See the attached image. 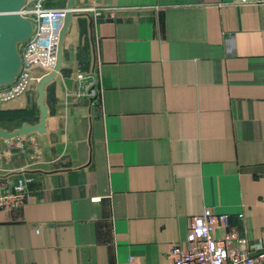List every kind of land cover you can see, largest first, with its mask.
<instances>
[{"label": "crops", "instance_id": "0c3cea01", "mask_svg": "<svg viewBox=\"0 0 264 264\" xmlns=\"http://www.w3.org/2000/svg\"><path fill=\"white\" fill-rule=\"evenodd\" d=\"M77 2L46 133L0 139V194L29 189L0 264H171L206 209L264 249V0ZM36 86L0 129L39 123Z\"/></svg>", "mask_w": 264, "mask_h": 264}, {"label": "built area", "instance_id": "2783aa9c", "mask_svg": "<svg viewBox=\"0 0 264 264\" xmlns=\"http://www.w3.org/2000/svg\"><path fill=\"white\" fill-rule=\"evenodd\" d=\"M66 13L65 9L46 8L44 0L28 1L23 15L33 23V36L20 45L22 68L13 85L0 87L1 103L26 93L54 70ZM28 195V181L20 178L0 194V209L22 207ZM229 226V215L216 214L210 209L193 217L185 244L169 252L171 264H264V254H259L264 249L250 245L229 230ZM219 229L223 230L221 235L217 234ZM121 264L136 263L131 257Z\"/></svg>", "mask_w": 264, "mask_h": 264}, {"label": "water", "instance_id": "95a60500", "mask_svg": "<svg viewBox=\"0 0 264 264\" xmlns=\"http://www.w3.org/2000/svg\"><path fill=\"white\" fill-rule=\"evenodd\" d=\"M29 0H0V87L15 83L22 68L19 47L28 42L34 32L32 21L23 15ZM78 7L77 0H68L64 26L60 32L57 63L54 70L41 78L36 86L37 104L40 109V121L36 125L24 124L14 131L0 129V139L12 140L32 133L45 134L48 109L44 103L45 88L52 82L62 67V46L65 34L70 26L73 11ZM259 254H264V250Z\"/></svg>", "mask_w": 264, "mask_h": 264}, {"label": "rangeland", "instance_id": "374dc122", "mask_svg": "<svg viewBox=\"0 0 264 264\" xmlns=\"http://www.w3.org/2000/svg\"><path fill=\"white\" fill-rule=\"evenodd\" d=\"M2 103L0 102V105H1Z\"/></svg>", "mask_w": 264, "mask_h": 264}]
</instances>
